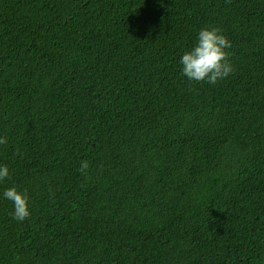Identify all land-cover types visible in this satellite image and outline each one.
I'll return each mask as SVG.
<instances>
[{"label":"trees","instance_id":"obj_1","mask_svg":"<svg viewBox=\"0 0 264 264\" xmlns=\"http://www.w3.org/2000/svg\"><path fill=\"white\" fill-rule=\"evenodd\" d=\"M0 137V264H264V0H0Z\"/></svg>","mask_w":264,"mask_h":264},{"label":"clouds","instance_id":"obj_2","mask_svg":"<svg viewBox=\"0 0 264 264\" xmlns=\"http://www.w3.org/2000/svg\"><path fill=\"white\" fill-rule=\"evenodd\" d=\"M229 48H231V42L222 34L220 28L201 29L198 33L197 44L181 58L183 74L193 81H207L210 84H216L234 71L227 51ZM7 143L6 137H0V145ZM17 154H20L19 150ZM88 167L87 161L81 162L79 171L82 175H87ZM9 176L8 166H0V181ZM4 196L14 205L12 213L14 219L23 221L30 216L29 197L26 190L21 192L16 187H11L4 192Z\"/></svg>","mask_w":264,"mask_h":264}]
</instances>
